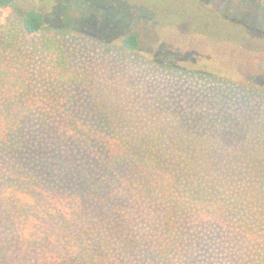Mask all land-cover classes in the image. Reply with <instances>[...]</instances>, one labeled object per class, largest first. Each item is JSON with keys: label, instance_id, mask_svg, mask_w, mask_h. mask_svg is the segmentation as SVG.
I'll use <instances>...</instances> for the list:
<instances>
[{"label": "trees", "instance_id": "trees-1", "mask_svg": "<svg viewBox=\"0 0 264 264\" xmlns=\"http://www.w3.org/2000/svg\"><path fill=\"white\" fill-rule=\"evenodd\" d=\"M17 1L0 0L11 9L0 23V260L264 264V171L210 180L159 134L127 133L101 154L87 151L68 121L41 114L29 83L38 54L54 92L85 80L64 45L70 31L44 28ZM122 47L136 51L138 36Z\"/></svg>", "mask_w": 264, "mask_h": 264}, {"label": "rangeland", "instance_id": "rangeland-1", "mask_svg": "<svg viewBox=\"0 0 264 264\" xmlns=\"http://www.w3.org/2000/svg\"><path fill=\"white\" fill-rule=\"evenodd\" d=\"M15 7L40 13L44 28L70 31L64 45L85 80L54 92L38 54L29 83L41 114L68 121L87 151L101 154L127 133L159 134L166 148L178 141L210 180L263 173L264 0H19ZM10 14L0 9V23ZM129 33L138 36L136 51L122 47Z\"/></svg>", "mask_w": 264, "mask_h": 264}]
</instances>
